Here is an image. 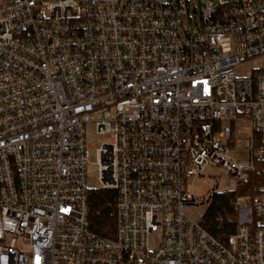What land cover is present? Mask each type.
<instances>
[{
  "label": "built area",
  "instance_id": "built-area-1",
  "mask_svg": "<svg viewBox=\"0 0 264 264\" xmlns=\"http://www.w3.org/2000/svg\"><path fill=\"white\" fill-rule=\"evenodd\" d=\"M260 60L264 0H0V264H264V186L227 244L190 214L209 168L264 179Z\"/></svg>",
  "mask_w": 264,
  "mask_h": 264
},
{
  "label": "trees",
  "instance_id": "trees-1",
  "mask_svg": "<svg viewBox=\"0 0 264 264\" xmlns=\"http://www.w3.org/2000/svg\"><path fill=\"white\" fill-rule=\"evenodd\" d=\"M264 186L261 165L256 164L248 180L235 189L213 192L201 218L202 227L214 238L227 244L236 232L240 220V209L236 200L241 196L255 197L256 189ZM118 193L112 190L91 189L88 196L89 223L93 233L102 237L116 235V208Z\"/></svg>",
  "mask_w": 264,
  "mask_h": 264
},
{
  "label": "rangeland",
  "instance_id": "rangeland-1",
  "mask_svg": "<svg viewBox=\"0 0 264 264\" xmlns=\"http://www.w3.org/2000/svg\"><path fill=\"white\" fill-rule=\"evenodd\" d=\"M207 1H213V0H195V5L197 9H199L200 3ZM254 66L264 67V60H260L256 64L248 65V68H246L245 71H249L250 68ZM102 138H103L102 136H99L96 133L94 127L91 126L88 128V144H89L91 159L87 169V174H88L87 181L90 189H97L100 186V180L98 176V166L96 165V149L98 147V142ZM226 188H228V180L226 175L217 168L207 169L203 174V176L197 179L192 186L194 195L197 197L198 202L204 201V205H200L195 209H191L190 214L196 219H199L201 216H203L208 205V203L205 202V199L214 191L215 192L222 191ZM239 220H240V216H239Z\"/></svg>",
  "mask_w": 264,
  "mask_h": 264
}]
</instances>
